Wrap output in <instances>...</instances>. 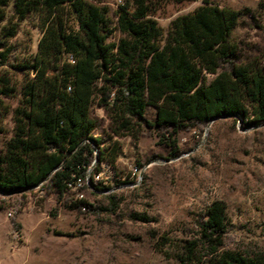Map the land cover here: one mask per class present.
<instances>
[{"label":"trees","instance_id":"obj_1","mask_svg":"<svg viewBox=\"0 0 264 264\" xmlns=\"http://www.w3.org/2000/svg\"><path fill=\"white\" fill-rule=\"evenodd\" d=\"M114 1L112 17L107 0H0V66L23 75L12 135L0 142V194L48 183L62 197L93 161L115 168L121 144L102 148L94 136L104 124L96 109L111 137L153 132L170 156L180 153V133L217 119L264 128V49L235 35L240 27L264 32V17L212 0H169L201 5L165 30L155 17L168 0ZM32 18L40 32L36 52L12 65L7 42ZM11 83L0 77L1 95L15 93ZM207 215L197 224L198 238L185 242L183 263L264 264L260 251L224 249L221 204Z\"/></svg>","mask_w":264,"mask_h":264},{"label":"rangeland","instance_id":"obj_2","mask_svg":"<svg viewBox=\"0 0 264 264\" xmlns=\"http://www.w3.org/2000/svg\"><path fill=\"white\" fill-rule=\"evenodd\" d=\"M212 2L250 8L264 17V0ZM107 4L114 17L115 1ZM199 5L168 0L155 18L166 30L176 16ZM235 35L264 49V32L240 27ZM39 37L34 18L22 22L20 33L7 42L14 47L11 64L34 54ZM2 76L11 78L15 93L0 94V142L12 135V110L23 78L9 66H0ZM95 112L104 122L94 133L102 138V148L115 140L121 144L115 168L106 170L112 191L84 189L83 200L91 205L85 210L75 205L77 192L59 197L48 183L18 196L0 195V264H185V242L198 238L197 224L214 203L224 208V249L264 254V128L217 119L180 133V153L170 156L153 132L137 139L111 137L103 111ZM135 166L143 170L142 183L125 185L133 181Z\"/></svg>","mask_w":264,"mask_h":264},{"label":"built area","instance_id":"obj_3","mask_svg":"<svg viewBox=\"0 0 264 264\" xmlns=\"http://www.w3.org/2000/svg\"><path fill=\"white\" fill-rule=\"evenodd\" d=\"M110 167H111L110 165L105 163L98 166L96 161H93L84 177H76L75 179L71 180L68 183L69 190L77 192V197L79 201L85 198L83 190L86 188L95 189L99 192H104V193L111 192L112 191V186L110 185L111 178L106 174L107 172L106 170ZM132 178H133L132 182L127 181L124 182V184L129 186L140 185L143 181V170L135 166L132 169ZM112 180H115V178H113ZM40 186L41 185L37 186L36 188H39ZM0 195L7 196L4 194H0ZM82 209L85 210V207H83ZM8 215L13 216V213L9 212Z\"/></svg>","mask_w":264,"mask_h":264}]
</instances>
